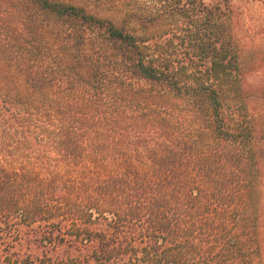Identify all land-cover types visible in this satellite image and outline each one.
I'll return each mask as SVG.
<instances>
[{"label":"trees","instance_id":"1","mask_svg":"<svg viewBox=\"0 0 264 264\" xmlns=\"http://www.w3.org/2000/svg\"><path fill=\"white\" fill-rule=\"evenodd\" d=\"M99 2L0 0V264H264V62L220 5Z\"/></svg>","mask_w":264,"mask_h":264},{"label":"rangeland","instance_id":"2","mask_svg":"<svg viewBox=\"0 0 264 264\" xmlns=\"http://www.w3.org/2000/svg\"><path fill=\"white\" fill-rule=\"evenodd\" d=\"M71 1V0H64ZM220 5L228 14L232 23L233 40L240 48V58L247 62H264V0H206ZM101 5L96 10L100 17H105L117 22L123 10L111 7L105 0H100ZM89 9L94 11L96 3H90ZM261 67H264L263 65ZM256 76L249 77L254 80Z\"/></svg>","mask_w":264,"mask_h":264}]
</instances>
